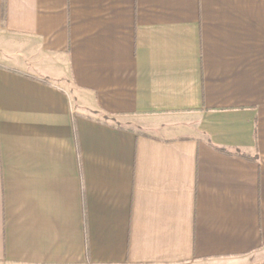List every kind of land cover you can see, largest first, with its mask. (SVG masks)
<instances>
[{
    "label": "crops",
    "instance_id": "1",
    "mask_svg": "<svg viewBox=\"0 0 264 264\" xmlns=\"http://www.w3.org/2000/svg\"><path fill=\"white\" fill-rule=\"evenodd\" d=\"M210 263L264 264V0H0V264Z\"/></svg>",
    "mask_w": 264,
    "mask_h": 264
},
{
    "label": "trees",
    "instance_id": "2",
    "mask_svg": "<svg viewBox=\"0 0 264 264\" xmlns=\"http://www.w3.org/2000/svg\"><path fill=\"white\" fill-rule=\"evenodd\" d=\"M216 149L219 150V151H221L222 153H226V154H229V153H230L229 151H226V150H224V149H218V148H216ZM236 154H237V155L244 156V157H247V156H245V155L240 154L239 152H236ZM247 158H249V157H247Z\"/></svg>",
    "mask_w": 264,
    "mask_h": 264
},
{
    "label": "rangeland",
    "instance_id": "3",
    "mask_svg": "<svg viewBox=\"0 0 264 264\" xmlns=\"http://www.w3.org/2000/svg\"><path fill=\"white\" fill-rule=\"evenodd\" d=\"M71 93L74 95V91H72ZM210 264H217V263H210ZM218 264H220V263H218ZM250 264H252V263H250Z\"/></svg>",
    "mask_w": 264,
    "mask_h": 264
}]
</instances>
